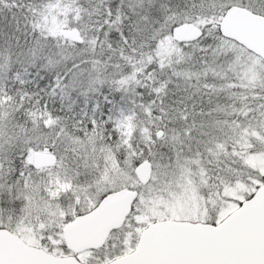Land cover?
Listing matches in <instances>:
<instances>
[{"label": "snow or ice", "instance_id": "1", "mask_svg": "<svg viewBox=\"0 0 264 264\" xmlns=\"http://www.w3.org/2000/svg\"><path fill=\"white\" fill-rule=\"evenodd\" d=\"M0 264H264V0H0Z\"/></svg>", "mask_w": 264, "mask_h": 264}]
</instances>
